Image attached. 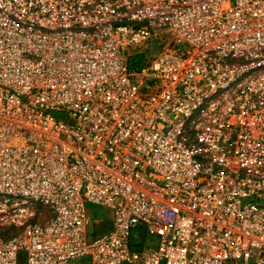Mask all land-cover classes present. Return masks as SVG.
Listing matches in <instances>:
<instances>
[{
    "label": "built area",
    "instance_id": "obj_1",
    "mask_svg": "<svg viewBox=\"0 0 264 264\" xmlns=\"http://www.w3.org/2000/svg\"><path fill=\"white\" fill-rule=\"evenodd\" d=\"M74 261L264 264V0H0V264Z\"/></svg>",
    "mask_w": 264,
    "mask_h": 264
},
{
    "label": "rangeland",
    "instance_id": "obj_2",
    "mask_svg": "<svg viewBox=\"0 0 264 264\" xmlns=\"http://www.w3.org/2000/svg\"><path fill=\"white\" fill-rule=\"evenodd\" d=\"M88 210L91 213V225L90 228L92 230V233H96L97 231H100L101 228H103L104 223H105V219L103 218V215L101 214V211L103 210L101 207L93 205V204H89L88 205ZM136 239H140L137 237H134V240ZM153 240H155V238H152ZM73 264H85L84 262H79V261H74Z\"/></svg>",
    "mask_w": 264,
    "mask_h": 264
},
{
    "label": "crops",
    "instance_id": "obj_3",
    "mask_svg": "<svg viewBox=\"0 0 264 264\" xmlns=\"http://www.w3.org/2000/svg\"><path fill=\"white\" fill-rule=\"evenodd\" d=\"M79 262H81V261H79ZM82 262H84V261H82ZM85 263V262H84ZM73 264V263H72ZM86 264V263H85Z\"/></svg>",
    "mask_w": 264,
    "mask_h": 264
}]
</instances>
